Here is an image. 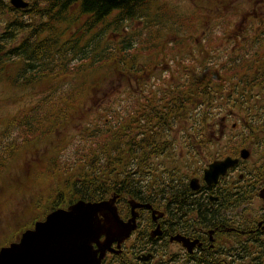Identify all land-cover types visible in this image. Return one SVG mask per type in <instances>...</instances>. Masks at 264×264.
Masks as SVG:
<instances>
[{
    "label": "trees",
    "instance_id": "16d2710c",
    "mask_svg": "<svg viewBox=\"0 0 264 264\" xmlns=\"http://www.w3.org/2000/svg\"><path fill=\"white\" fill-rule=\"evenodd\" d=\"M26 1L19 9L0 0V84L40 94L0 119V221L15 225L11 237L0 234L1 245L56 208L118 193L120 177L148 168L166 146L160 129L181 119L170 114L185 112L199 93L208 98L210 72L203 69L199 83H187L192 91L177 80L168 85L157 79L138 84L139 90L127 87L118 107L91 116L86 108L107 76L142 79L162 64L138 56L156 53L165 63H180L158 44L157 26L168 13L156 0ZM133 20H142L140 34L128 29ZM146 31L152 35L142 38ZM206 56L196 62L207 63Z\"/></svg>",
    "mask_w": 264,
    "mask_h": 264
},
{
    "label": "flooded vegetation",
    "instance_id": "af4514ba",
    "mask_svg": "<svg viewBox=\"0 0 264 264\" xmlns=\"http://www.w3.org/2000/svg\"><path fill=\"white\" fill-rule=\"evenodd\" d=\"M243 4L233 35H212L218 43L194 49L195 63H165L166 84L184 90L210 72L208 98L199 93L185 112L171 113L181 119L160 129L164 149L105 198L116 196L121 221L135 214L136 224L100 264H264V0ZM201 55L207 63L196 62ZM226 157L233 166L208 182L205 170Z\"/></svg>",
    "mask_w": 264,
    "mask_h": 264
},
{
    "label": "rangeland",
    "instance_id": "374dc122",
    "mask_svg": "<svg viewBox=\"0 0 264 264\" xmlns=\"http://www.w3.org/2000/svg\"><path fill=\"white\" fill-rule=\"evenodd\" d=\"M156 1L160 3L159 5L163 6L168 13V17L165 15V18H162V21L157 26L159 31L157 32V35H161L158 44H166V47L168 48L166 57L169 54H175L176 60L180 61V63H195L192 58L198 57V54L193 55L192 51L194 49L198 50L202 47V45H206L210 41L214 43L215 39L212 35H233L234 30H232V26L234 25V22L238 28L240 24H242L241 16H243L244 10L243 2L257 0ZM154 16L155 11L153 17ZM233 16L237 18L233 21V23H231ZM174 20L178 21V23L176 24ZM141 21L142 20H133L132 22L128 23V29L131 31L134 29L140 34V31L143 29ZM98 31H100V29H98ZM147 35L152 34L147 31L145 34L143 32L141 33L142 38ZM202 35L206 36L202 37ZM171 41H179V43L183 45H179L181 47L177 48L170 44ZM219 42H223V40ZM216 43H218V40H216L215 44ZM144 55L138 56V60L147 64L149 61H154L157 59L158 62L162 64L157 65L156 67L151 66L152 70L150 72H146L142 79L139 75L133 76V79H131L132 77H127L128 75L126 76L125 74L119 73L107 76L108 78L103 80V86L100 94L98 96H93L86 108L91 116L95 114L96 110H100L102 107H118V101L124 98V92L126 91L127 87L134 89L137 88L139 90L138 84L155 83L157 79L158 81H162L164 76L167 77V73L164 71L165 62H163V57H158L156 53H152L151 56ZM154 55H156L157 58ZM216 59L220 58L217 56ZM210 62L219 61L211 60ZM138 79H140L139 83ZM35 90L38 91L40 88ZM39 96L40 94L38 93L30 94V91L28 90L15 91L6 84H0V119L8 118L22 106L27 105L30 102H34ZM2 129L3 125L0 122V131ZM70 152L71 150L68 151V153ZM14 227L15 225L11 223L7 225L5 223V219L3 218V220L0 221L1 236L5 234L6 237H11V231ZM19 236L15 237L12 241L17 240ZM1 244L2 242H0V247L3 246Z\"/></svg>",
    "mask_w": 264,
    "mask_h": 264
},
{
    "label": "water",
    "instance_id": "95a60500",
    "mask_svg": "<svg viewBox=\"0 0 264 264\" xmlns=\"http://www.w3.org/2000/svg\"><path fill=\"white\" fill-rule=\"evenodd\" d=\"M9 3L19 9L28 6L26 0ZM234 163L230 157L212 162L205 170V179L216 181ZM115 199H78L66 208L54 209L24 230L17 241L0 248V264H100L111 243L119 236H128L136 224L135 214L127 222L121 221ZM139 206L133 204L132 209ZM93 244H97L96 249Z\"/></svg>",
    "mask_w": 264,
    "mask_h": 264
}]
</instances>
